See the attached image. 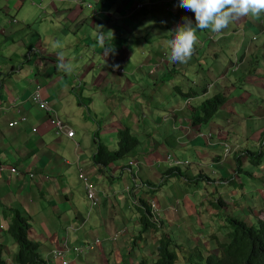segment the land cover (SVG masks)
I'll use <instances>...</instances> for the list:
<instances>
[{
  "label": "crops",
  "instance_id": "obj_1",
  "mask_svg": "<svg viewBox=\"0 0 264 264\" xmlns=\"http://www.w3.org/2000/svg\"><path fill=\"white\" fill-rule=\"evenodd\" d=\"M93 2L95 6L90 7L87 5L90 0L86 3L49 0L48 12L51 13L43 22L35 16L40 11L35 6L36 0H0V163L8 167L0 171V243L7 264H16V259L10 252L13 239L6 231L11 220L3 216L6 206L19 208L30 217V239L39 245L47 264H62L61 260L49 262L53 260V252H64L66 247L83 246L95 239L102 241L94 246L96 250L80 258L75 252L66 253L65 260L69 264H104L107 261L138 264L144 256L153 258L151 254L157 250L158 243L151 232L146 233L152 237L151 244L137 241L141 224L140 221L135 224V217L130 221L128 210L133 207L138 210L140 196L159 186L163 176L168 179L173 174L184 175L170 180L166 187L157 191L176 212L177 217H172L171 224L164 220L167 230L172 232L183 226L186 239L181 238V242L191 247L198 244V239H191L190 235L197 237L204 222L216 214L210 212V217L205 214L207 198L200 205L190 199L191 194L203 196L204 192L188 189L187 179L193 180L206 173L212 182L208 181L202 190L211 196L228 194L237 198L249 195V189L255 188L249 184L246 190H237L235 186L246 181L235 172L233 164L223 161L222 155L224 145L235 142L241 148L237 156L254 167L255 162L245 158L251 151L257 152V148L262 150L264 133V117L251 112L253 106L249 101L255 95L243 91L236 96L230 86L224 90L218 88L220 92L215 95L226 92L229 98L219 111L225 113L226 122L214 121L219 113L209 122L196 121L198 108L213 90L209 88L210 79L217 74L216 77L223 78L226 74L225 59H219L217 54V48L223 43H214L213 32L208 33V29L198 31L191 59L183 64L172 63L169 41L174 38V31L186 22L185 18L195 27L194 13L179 7V0ZM138 4L143 5V11L138 10ZM85 7L93 9L95 14L94 17L85 16L92 38L81 37L83 48L77 50L73 46L80 38L78 26L86 23ZM113 13L119 14L120 19ZM109 17L114 21H108ZM17 20L19 23L15 22ZM259 20L264 31V13ZM161 23L166 24L161 26ZM249 27L252 24L247 25L243 33L248 32ZM223 31L225 38L229 32L227 28ZM234 32L242 30L235 28ZM39 33L44 37L36 39L34 36ZM45 43L51 45L50 48ZM90 43L99 44L92 48ZM101 43L104 47L99 50ZM235 56L240 58V69L231 63L232 69L241 71L255 64L252 59L255 55L248 48L235 51ZM60 59L71 66L76 62L81 67L86 66L80 72L73 69L79 75V86L70 73L58 72ZM260 60L258 56L256 61ZM216 62L218 67H215ZM253 71H248L249 84L259 86L258 80L261 82L262 77L253 75ZM236 80L241 79L237 77ZM37 84L42 88L43 98L61 120L76 130L75 138L57 135L51 117L33 104L31 95ZM23 117H27L26 123L10 126ZM258 119V127L251 129L250 123ZM237 122L244 129L245 141H239L231 133V127ZM224 125H229L228 130ZM126 128L140 138L141 146L124 161L110 167H113L114 177L108 180L99 175V167L94 162L97 142L117 150L119 132ZM170 156L191 164L173 167ZM13 167L18 173L11 171ZM81 169L87 172L101 199V205L96 208L91 207L80 178ZM31 174L34 177H30ZM133 183L136 187L131 196L125 191L129 186L133 188ZM259 190L264 192V189ZM231 207L235 215L245 212L234 203ZM161 209L164 217L171 216L163 206ZM95 214L100 216L99 224H92L95 230L90 239L86 228ZM256 214L259 215L258 209ZM122 230L127 233L118 243L112 242L111 238ZM144 245L151 246V250L145 251Z\"/></svg>",
  "mask_w": 264,
  "mask_h": 264
},
{
  "label": "trees",
  "instance_id": "obj_2",
  "mask_svg": "<svg viewBox=\"0 0 264 264\" xmlns=\"http://www.w3.org/2000/svg\"><path fill=\"white\" fill-rule=\"evenodd\" d=\"M75 1L79 3L81 0ZM226 95V92L219 93L202 104L198 108L199 114L196 117V121L202 123L212 120L229 101ZM98 135L99 133L97 132L95 134L97 139ZM119 140V148L117 150H112L101 142L97 143L94 162L99 167V175L102 177L106 176L108 180H112L114 177L113 173H111L113 167H110L113 164L124 161L141 146L140 138L130 128L120 130ZM249 155L251 160L255 162L254 167L264 165V133L262 150L259 152L251 151ZM239 159L241 161V158ZM242 171L241 169L240 172L242 173ZM182 176L184 177L183 174H173L168 179L163 176V181L159 186L153 190L145 191L146 194L140 196V204L136 207L141 212L140 224L142 231L137 241L151 244V237L146 235V233L151 232L150 234L154 233L155 239H157L155 243H158V247L151 254L153 258L144 256L138 264H183L180 256L184 252L186 244L181 242L179 235L180 232L182 236L181 228L177 227L172 232L166 229L159 234V226L165 227V223L163 219L153 217L151 207V201L158 198L159 193L157 190L161 187H166L170 180ZM209 179L211 177L206 173L197 176L193 180L187 179V188L204 192L203 197L204 199L207 198L205 214L208 217H210V212L211 214H216L212 215L209 223L203 225L199 231L204 236H211L216 241V245L209 252L203 246H197L194 251H191V247L186 245L189 249V256H185V264H264V219H260V216L257 219L255 216L257 209L264 216V192H260L258 188H253L249 189V195L242 194L237 198H233L228 194H217L214 196L212 194L211 196L209 192L202 190L204 189L203 186L208 184V181L212 182V179ZM247 186H249L248 183H241L235 187H237V190H246ZM135 187L136 184L134 183V189L130 187L129 194L131 196L135 192ZM254 190H257V192ZM209 196H211L210 201H208ZM225 199H231L230 206L224 202ZM233 203L236 206L243 207L245 212L241 211L235 215L231 207ZM3 216L11 220V224L6 231L8 236L20 248L16 264H47L46 260L41 256L39 245L30 239V217L24 215L21 209L9 206H6L3 210ZM215 228L224 234L225 238L223 240L216 237ZM185 236L184 233L182 237ZM3 248L0 243V264H7L3 259ZM104 264L113 263L107 261ZM114 264L117 263L114 262Z\"/></svg>",
  "mask_w": 264,
  "mask_h": 264
},
{
  "label": "rangeland",
  "instance_id": "obj_3",
  "mask_svg": "<svg viewBox=\"0 0 264 264\" xmlns=\"http://www.w3.org/2000/svg\"><path fill=\"white\" fill-rule=\"evenodd\" d=\"M36 1L38 4H36L35 6H37L38 10H40V11H39V13H35V16L40 17L44 22L45 18H48L47 15L51 13L50 11L48 12L49 0H36ZM93 1H95V0H90V4H93V6H95ZM14 2H16V1H14ZM88 12H90V13L88 14ZM92 12H93V9H87L85 7V12H84L83 17L84 18H85V16L86 17H94L95 14ZM113 14L115 17H117V19H120L119 14H117V13H113ZM11 15H13V17L16 16V14H14V13H12ZM248 17H249V19H248ZM248 17H244L240 20H236V21H233L232 23H230V25L227 28V32H229V33L227 34V37H225V38H223V32L224 31H222L221 34L220 33H213V37H214V41H215L214 43H216V42L223 43L222 47L217 48V51H218L217 54L219 56V59H221V58L225 59V61H224V65H225L224 72L226 71V74L224 75L223 78L216 77L219 75V74H217L215 77L210 79L209 84H211V86L209 88H213V90L209 93L208 98H206V100L213 98L216 93L220 92V90L218 88L224 90L227 86H230L232 91L234 92L233 95L239 96L241 94V92H243V91H247L250 94H254L255 95L254 98L249 101V103L253 106V111H251V112L255 115H257L258 113H261L259 116L264 117V31L259 26L261 24L260 20H259L261 15L259 16V18H254L251 16H248ZM49 19H51V18H49ZM85 19H86L85 25H79L78 26L80 29V31L78 32L80 38L76 39V45L73 46V47H76L77 50H79V48H81V50H82V48H83V45H81V37L84 36L86 38L89 36L90 38H92V35H90L91 30H90L88 18H85ZM107 20L108 21H111V20L114 21V18L109 17ZM149 22L151 24V21H149ZM263 23H264V20H263ZM165 24L166 23H161L160 25L165 26ZM250 24H252V27L248 28V32L245 31L243 33V30L245 29V27L247 25H250ZM235 28L241 29L242 32L235 33L234 32ZM119 30L122 31V29H119ZM210 32H212V31L210 29H208V33H210ZM254 36H255V38H254ZM34 37L36 39H39L40 37H44V36L42 33H39L38 36H34ZM62 44L66 45V42H62ZM85 44H88V43L85 42ZM98 44L99 43H90V46L92 48H94V47L98 46ZM45 45H47L48 48H50V46H51L48 43H45ZM103 47H104L103 43H101L99 50H102ZM224 48H225V51H224ZM247 48H248V50H250V53L252 55L253 54L255 55L254 57H252V59H255V64L253 65V67H249L247 65L241 71H239L237 69H232L230 67L231 63L235 64V68L237 66L240 69V62H239L240 58L239 57L236 58L235 51L236 52L245 51V50H247ZM162 54H164V51H162ZM258 56H260V59H261L259 63H258V61H256L258 59ZM78 63L79 62L73 63L72 68L77 69L78 72H80L82 69L86 68V66L81 67L80 64H78ZM249 63H251V60ZM218 64L219 63L216 62L215 67H218L219 66ZM258 66H260V68ZM248 71H253V75H258V76L262 77L261 82H259V80H258L259 86H253V85L249 84ZM58 72L60 73L62 71L59 70ZM191 72L193 73L192 69H191ZM246 73L248 75H246ZM93 75H96V74L93 73ZM245 75H246V77H244ZM70 76L76 78V81H77L78 86H79L80 80L78 78V76H79L78 73L75 71H72L70 73ZM237 77H239L241 80L237 81L236 80ZM232 84H234L235 86L233 87ZM82 97L83 96L80 95V98H82ZM84 102H87V99H84ZM220 112L214 119V121H217L218 124H221V120H223L224 123L226 122V119L224 118L225 113H220ZM228 114L231 116V114L229 112H228ZM256 121L257 122L250 123L251 129H255L258 127V125H259L258 123H260V120L258 119ZM262 126L264 127V121L262 123ZM224 128L226 130H228L227 128H229V125H224ZM231 129L233 130V132ZM231 129H230L231 133H234L237 136V139H239V141H242V140L245 141L246 140V138L243 137L244 129L241 127L240 122H237V124L234 125V127H231ZM35 132H37V129L35 130ZM258 134L259 133H257L256 135H258ZM209 135L210 134H208L207 136H209ZM202 136L204 137V135H202ZM231 143H232V145L228 143L230 148H231V151L227 155H226V150L223 151V154H222L224 157L223 161L224 162L228 161L229 162L228 164H233L235 172L239 173V175L241 177H243V179L246 181V183H248L250 185H254L255 188H258V189H264V179H262V178H264V165L261 167H253L251 165V162H246L245 160H243V161L241 160L242 161V163H241L239 156H237V154L240 153L241 148L239 146H237V144L235 142L231 141ZM252 146H253V148L256 147L254 145H252ZM257 149H258L257 152L261 151L260 148H257ZM249 158L251 159V156H247V158H245V159L247 161H250ZM235 159H236V161H239V163L235 162L234 161ZM185 166H187V165H185ZM241 169L243 170L242 173L240 172ZM103 186H104V184L100 185V187H103ZM254 191L257 192V190H254ZM190 199L194 203H196L197 205H200V204H202L204 197L201 196L200 194H191ZM230 200L231 199H227V200H224V202L230 206V204H229V203H231ZM208 201H210V198ZM158 202H159L160 206H163V208L166 209L167 212H169V214L171 215V216H167V217L163 216V218H162L163 221L165 220L171 224L173 221L172 217H177L176 215H174V214H176V212L169 208L165 198L158 196ZM128 215H129V219L131 222H132V218L135 217L137 220L135 224L138 225V221H140V219H141V212L138 211L135 207H133L132 209L128 210ZM162 215H163V212H162ZM255 216L257 219H259V216H260V219L261 218L264 219V216H262V212H260V211H259V215L256 214ZM99 218H100V216H98V214H95L93 221H91L89 223L88 227L86 228V232H88V237L90 239H91V234L95 230V227L92 228V224L95 223V225H96L97 221H99ZM178 220L179 219H177L176 221H178ZM201 220L204 221L205 219L201 218ZM165 221H164L165 227L159 226V229H160L159 234H161L163 232V230L167 229ZM131 222H130V224L132 226L133 223H131ZM206 223H209V221L206 220L205 224ZM97 224H99V223H97ZM180 228L182 231V236H184L185 228L183 226H181ZM215 232H216V237L219 238L220 240H223L225 238L224 234L222 232H219L217 230V228H215ZM179 235L181 238H184L181 236V234H179ZM190 237H191V239L197 238L200 246H203L206 249V251H208V252L211 251V249L214 247V245H216V241L214 239H212L211 236L195 237L193 235H190ZM154 239H155V236H154ZM95 240H97V239H95ZM95 240H92V241L94 242ZM192 247L193 248L191 251H194V248H196V246L192 245ZM73 249H75V248L70 247L68 253L72 252ZM99 249H100V247H99ZM143 249L145 251L151 250V246L144 245ZM64 250H66V249L64 248ZM11 251L14 254L13 255L14 259L18 258L20 248L13 240H12V245H10V252ZM185 256H189V249L186 245H185L184 252H182L181 256H180L183 264L186 263ZM51 258L53 259V260H51V263H53L55 260H54L52 255H51Z\"/></svg>",
  "mask_w": 264,
  "mask_h": 264
},
{
  "label": "clouds",
  "instance_id": "obj_4",
  "mask_svg": "<svg viewBox=\"0 0 264 264\" xmlns=\"http://www.w3.org/2000/svg\"><path fill=\"white\" fill-rule=\"evenodd\" d=\"M80 2L86 3V2H84V0H81ZM87 5L92 7V4H87ZM179 7L185 9L186 11H190V12L194 13V16H195V27L193 26V23L191 20L185 18L186 22L182 25H179L176 28V30L174 31L175 32L174 38L169 41V47H170L169 61L172 63L183 64V63H187L191 59L192 55L194 54L195 46L198 42V37H197L198 31H204L206 29H210L213 33H220L224 29L228 28L230 23H232L233 21L240 20V19H242L244 17H248V16H251L254 18H259V16L262 13H264V0H179ZM139 9H142V11L144 10V7L142 4H138V10ZM15 22L19 23L18 20ZM108 51H109V49L107 50V53H108ZM59 55L61 57H63V53H60ZM116 67H118V65ZM57 68H58V70L64 71L66 73H71L73 71L72 66L70 64H66L63 61V59H61L59 61V63L57 64ZM41 89H42L41 86L39 84H37L34 92L31 95V101L33 102V104L38 106L41 110L46 112L51 117L50 121L54 126L53 121L56 118L61 120V118L58 116L57 112L49 105V103L43 98V95L41 93ZM37 90L39 91L43 102H45L46 105L48 106L49 111L42 109L40 107V105L34 103L33 95ZM26 122H24V123H26ZM63 123L67 126V128H72L69 126L68 123H66V122H63ZM10 126H11V124H10ZM54 128H55V126H54ZM73 130H75V129H73ZM75 132H76V130H75ZM57 135H59V136L65 135L66 136V134H57ZM75 137H73V138H75ZM227 147L229 148V152H230L231 148H230L229 144L224 145V150H226ZM226 155H227V152H226ZM170 161H171V164L173 165V167H182L185 165L189 166L191 164L190 161L173 160L172 156H170ZM176 161H181V162H183V164L176 165L175 164ZM0 165H2V167H3V169L0 171L8 169V167L6 165H3L1 163H0ZM130 165L133 166L134 162H131ZM14 169L16 170L15 172L13 171ZM11 171L13 173H18V169L14 168V167L11 168ZM82 173H84L88 178H89V176L85 170H83V169L80 170V178L83 180V182L85 184V181L82 178ZM29 176L34 177V174H31ZM89 182L93 185V187L95 189V194H96V198L98 200V203L96 205L92 204V201L90 200V197H89V193L87 191L88 198L90 200L91 207L96 208L97 206L101 205V199H99V197H97V191H96L95 185L92 183V181L90 179H89ZM85 187H86V184H85ZM86 190H87V188H86ZM125 192L129 194L130 193V187H127ZM155 200L158 201V198H155ZM225 200H227V199H225ZM159 206H160V204H159ZM152 215H153V212H152ZM159 215H160L159 217H155L154 215H153V217L159 218V219L163 218L161 206H160ZM7 229H8V227H7ZM126 233H127L126 230L119 231L116 235H114L111 238V241L114 243H118L120 238L122 236H124ZM199 236L200 237H207V236H204V234H200L198 231L197 237H199ZM182 239H186V237H184ZM101 243H102L101 240H95L94 242H88V243H85L83 246L75 247V249H73L72 252H75L77 258H80V257L88 255L91 251L96 250V247H94V246L99 245ZM186 245H188V244H186ZM188 246H190V245H188ZM195 246L196 247L200 246V244L198 243ZM192 248L193 247H191V249ZM77 250H82L83 252H79ZM68 252H69V248L66 247V250L64 252L55 251L51 255L53 256L54 260H61L62 264H69V261L65 260V254ZM56 254H60V255L58 257H56ZM49 262H51V261H49Z\"/></svg>",
  "mask_w": 264,
  "mask_h": 264
},
{
  "label": "built area",
  "instance_id": "obj_5",
  "mask_svg": "<svg viewBox=\"0 0 264 264\" xmlns=\"http://www.w3.org/2000/svg\"><path fill=\"white\" fill-rule=\"evenodd\" d=\"M33 101L34 103L40 105V107L42 109H45L47 111H49V108L48 106L46 105L45 102H43L42 98H41V95L39 93V91L37 90L34 95H33ZM27 121V117H23L21 120H17V121H14L11 123V127H15V126H18L19 124L21 123H24ZM54 126L56 128V133L57 134H66L67 137L69 138H73L76 136V132L75 130H73L72 128H67V126L61 121L59 120L58 118H56L54 121ZM36 130V129H34ZM226 152L228 154L229 152V148L227 147L226 148ZM176 165H181L183 164V162L181 161H176L175 162ZM3 167L2 165H0V170H2ZM14 172L16 171L15 169L13 170ZM82 178L84 179L85 181V184H86V188H87V191L89 193V197H90V200L92 201V204L93 205H96L98 203V200L96 198V194H95V189L93 187V185L89 182V178L84 174L82 173ZM151 207H152V212H153V215L155 217H159V212H160V206H159V203L157 200H152L151 201ZM79 252H83L82 250H77ZM60 254H56V257H58Z\"/></svg>",
  "mask_w": 264,
  "mask_h": 264
},
{
  "label": "bare ground",
  "instance_id": "obj_6",
  "mask_svg": "<svg viewBox=\"0 0 264 264\" xmlns=\"http://www.w3.org/2000/svg\"><path fill=\"white\" fill-rule=\"evenodd\" d=\"M34 132H35V130H34Z\"/></svg>",
  "mask_w": 264,
  "mask_h": 264
}]
</instances>
